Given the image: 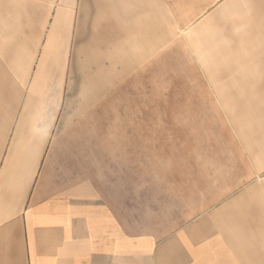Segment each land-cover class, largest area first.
<instances>
[{"label": "rangeland", "instance_id": "374dc122", "mask_svg": "<svg viewBox=\"0 0 264 264\" xmlns=\"http://www.w3.org/2000/svg\"><path fill=\"white\" fill-rule=\"evenodd\" d=\"M178 1L194 6L183 24L163 10L157 33L128 44L132 59L97 70L90 32L103 44L115 32L94 20L98 3L82 18L84 0H0V165L40 150L50 178L93 184L132 224L168 228L197 186L215 193L211 170L243 180L252 161L264 183V0Z\"/></svg>", "mask_w": 264, "mask_h": 264}, {"label": "crops", "instance_id": "0c3cea01", "mask_svg": "<svg viewBox=\"0 0 264 264\" xmlns=\"http://www.w3.org/2000/svg\"><path fill=\"white\" fill-rule=\"evenodd\" d=\"M85 1L82 18L89 16L92 2L98 3L94 20L105 16L107 27L115 30L107 29L105 44L90 32V59L97 70L110 68L122 59L119 55L130 58L128 44L144 43L147 30L157 33L163 10L179 27L183 10L194 8L178 0L167 8L163 0ZM54 20L63 22L62 9ZM122 64L127 67L130 61ZM116 71H106L107 78ZM33 151L26 163L20 159L0 165V264H264V183H256L261 176L250 160L243 180L229 178L235 167L233 173L207 172L206 184L215 193L197 186L188 193L181 217L168 228L166 223L132 224L129 213L116 210L114 196L93 184L50 178L42 152ZM253 183L259 187L249 197L240 194Z\"/></svg>", "mask_w": 264, "mask_h": 264}]
</instances>
